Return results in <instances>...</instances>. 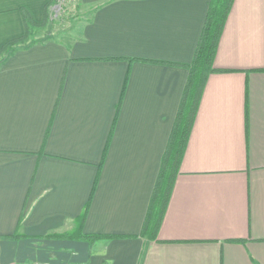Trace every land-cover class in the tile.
<instances>
[{"label": "crops", "instance_id": "1", "mask_svg": "<svg viewBox=\"0 0 264 264\" xmlns=\"http://www.w3.org/2000/svg\"><path fill=\"white\" fill-rule=\"evenodd\" d=\"M209 2L76 0L70 42L4 55L0 264H264V0L233 1L157 238L139 236ZM54 6L0 0V47Z\"/></svg>", "mask_w": 264, "mask_h": 264}, {"label": "trees", "instance_id": "2", "mask_svg": "<svg viewBox=\"0 0 264 264\" xmlns=\"http://www.w3.org/2000/svg\"><path fill=\"white\" fill-rule=\"evenodd\" d=\"M233 1L234 0H210L191 62L183 65V67L188 70L187 80L181 95L175 121L170 131L165 151L161 157L159 172L153 186L149 206L139 233V236L146 239L156 240L157 238L158 228L172 192L175 177L178 174L179 163L185 151L191 125L205 81L211 73L223 71L215 68L213 66V61L218 41ZM37 24L40 23H30L25 19L24 35L6 42L0 47V54L10 55L13 53L16 50L15 45L26 36L29 26ZM127 78L128 73L126 74L123 83L120 101L126 88ZM119 104L117 106L114 122L117 117ZM111 133L112 131L110 132V135ZM110 135L103 150L100 166L106 154ZM97 179L98 174L96 175L90 198L94 192ZM86 208L87 205L79 217L81 221L84 218ZM94 236H84L83 239H90Z\"/></svg>", "mask_w": 264, "mask_h": 264}, {"label": "rangeland", "instance_id": "3", "mask_svg": "<svg viewBox=\"0 0 264 264\" xmlns=\"http://www.w3.org/2000/svg\"><path fill=\"white\" fill-rule=\"evenodd\" d=\"M76 0L68 2L56 0L55 6L48 12L46 19L37 25H30L23 40L15 45V49L39 44L46 40L71 41V24L73 20V6ZM0 54V66L4 61Z\"/></svg>", "mask_w": 264, "mask_h": 264}, {"label": "built area", "instance_id": "4", "mask_svg": "<svg viewBox=\"0 0 264 264\" xmlns=\"http://www.w3.org/2000/svg\"><path fill=\"white\" fill-rule=\"evenodd\" d=\"M64 1L71 2V1H74V0H64ZM32 264H52V263H50V262H38V261H36V262H33Z\"/></svg>", "mask_w": 264, "mask_h": 264}]
</instances>
